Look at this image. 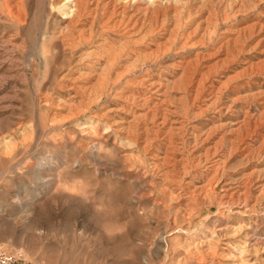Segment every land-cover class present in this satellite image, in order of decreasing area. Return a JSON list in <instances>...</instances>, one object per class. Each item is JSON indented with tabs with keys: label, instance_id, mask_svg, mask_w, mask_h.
Wrapping results in <instances>:
<instances>
[{
	"label": "rangeland",
	"instance_id": "obj_1",
	"mask_svg": "<svg viewBox=\"0 0 264 264\" xmlns=\"http://www.w3.org/2000/svg\"><path fill=\"white\" fill-rule=\"evenodd\" d=\"M72 6L0 0V246L264 264V0Z\"/></svg>",
	"mask_w": 264,
	"mask_h": 264
},
{
	"label": "built area",
	"instance_id": "obj_2",
	"mask_svg": "<svg viewBox=\"0 0 264 264\" xmlns=\"http://www.w3.org/2000/svg\"><path fill=\"white\" fill-rule=\"evenodd\" d=\"M26 258L22 250H6L0 246V264H21L26 262Z\"/></svg>",
	"mask_w": 264,
	"mask_h": 264
},
{
	"label": "bare ground",
	"instance_id": "obj_3",
	"mask_svg": "<svg viewBox=\"0 0 264 264\" xmlns=\"http://www.w3.org/2000/svg\"><path fill=\"white\" fill-rule=\"evenodd\" d=\"M71 1V4H74L75 6H72L71 7V9H70V11L67 13V18H69V17H72L73 16V14L75 13V11H77V4L79 3V1L81 2V0H70ZM82 2H84V1H82ZM12 5V4H11ZM143 6V5H142ZM130 14V13H129ZM104 16V15H103ZM22 17V16H21ZM121 19V18H120ZM135 19V18H134ZM141 19V18H140ZM152 19V18H151ZM125 21V20H124ZM148 21V20H147ZM146 21V22H147ZM103 22V21H102ZM65 24V23H64ZM106 24V23H105ZM125 24V23H124ZM150 24V23H149ZM178 24V23H177ZM125 27V26H124ZM132 31V30H131ZM187 33V32H186ZM90 34V33H89ZM5 39V38H4ZM15 42V41H14ZM222 43V42H221ZM85 56V55H84ZM119 61V60H118ZM129 63V62H128ZM175 63V62H174ZM120 65V64H119ZM186 70V69H185ZM120 72V71H119ZM93 73H94V71H93ZM99 74V73H98ZM148 77V76H147ZM140 79H141V77H140ZM97 80V79H96ZM77 84V83H76ZM139 91V90H138ZM140 98V97H139ZM138 98V99H139ZM146 100V99H145ZM148 100V99H147ZM144 101V100H143ZM146 103V102H145ZM148 105V104H147ZM149 106V105H148ZM102 110V109H101ZM139 112V111H138ZM89 113V112H88ZM137 114V113H136ZM152 115V114H151ZM145 117V116H144ZM133 118V117H132ZM150 119V118H149ZM129 120V119H128ZM112 121V120H111ZM160 121V120H159ZM91 124V123H90ZM157 124V123H156ZM181 124V123H180ZM151 126V125H150ZM162 132V131H161ZM25 138V137H24ZM24 140V139H23ZM2 141V140H1ZM15 145H17V144H15ZM4 147H5V145H4ZM17 147V146H16ZM13 149H14V146H13ZM158 162V161H157ZM152 170V169H151ZM150 170V171H151ZM232 192V191H231ZM226 193V192H225ZM168 195V194H167ZM220 197V196H219ZM224 201V200H223ZM245 203V202H244ZM226 204V203H225ZM236 204V203H235ZM231 205V204H230ZM225 210V209H224ZM231 212V211H230ZM225 214V213H224ZM224 216V215H223ZM227 228V227H226ZM230 228V227H229ZM238 230H240V229H238ZM224 233V232H223ZM233 234V233H232ZM207 244V243H206ZM261 245V244H260ZM204 248V247H203ZM203 251V250H202ZM208 251V250H207ZM194 252V251H193ZM210 252V251H209ZM253 253V252H252ZM236 259V258H235ZM262 261V260H261ZM232 264V263H231ZM241 264H242V262H241ZM245 264V263H244Z\"/></svg>",
	"mask_w": 264,
	"mask_h": 264
}]
</instances>
